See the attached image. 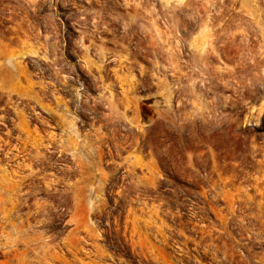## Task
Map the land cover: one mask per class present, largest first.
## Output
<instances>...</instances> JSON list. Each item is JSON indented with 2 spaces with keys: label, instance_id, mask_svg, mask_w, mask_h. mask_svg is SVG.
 Instances as JSON below:
<instances>
[{
  "label": "rangeland",
  "instance_id": "rangeland-1",
  "mask_svg": "<svg viewBox=\"0 0 264 264\" xmlns=\"http://www.w3.org/2000/svg\"><path fill=\"white\" fill-rule=\"evenodd\" d=\"M0 264H264V0H0Z\"/></svg>",
  "mask_w": 264,
  "mask_h": 264
}]
</instances>
